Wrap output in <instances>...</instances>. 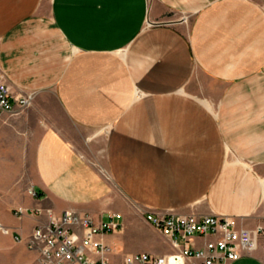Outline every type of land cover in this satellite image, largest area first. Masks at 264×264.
<instances>
[{"label": "crops", "instance_id": "1", "mask_svg": "<svg viewBox=\"0 0 264 264\" xmlns=\"http://www.w3.org/2000/svg\"><path fill=\"white\" fill-rule=\"evenodd\" d=\"M0 72L35 93L38 195L0 218L25 263L36 208L121 213L114 264L168 251L148 212L264 224V0H0Z\"/></svg>", "mask_w": 264, "mask_h": 264}, {"label": "built area", "instance_id": "2", "mask_svg": "<svg viewBox=\"0 0 264 264\" xmlns=\"http://www.w3.org/2000/svg\"><path fill=\"white\" fill-rule=\"evenodd\" d=\"M34 95L15 94L0 72V114L26 108ZM29 192L38 195L33 188ZM27 213L24 206L15 211L18 217ZM32 213L37 223L27 246L39 254L42 264H114L111 254L115 248L101 236L123 228L121 213H109L99 222L90 214L71 209L56 214L36 208ZM145 219L167 239L170 250L127 252L122 264H231L251 255L264 235V224L249 227L233 215L148 212ZM0 228L6 231L2 222ZM17 240H21L20 235Z\"/></svg>", "mask_w": 264, "mask_h": 264}, {"label": "rangeland", "instance_id": "3", "mask_svg": "<svg viewBox=\"0 0 264 264\" xmlns=\"http://www.w3.org/2000/svg\"><path fill=\"white\" fill-rule=\"evenodd\" d=\"M47 104L59 115L60 109L52 93ZM38 137L37 121L31 118L27 120L24 111L0 114V218L2 214L15 213L17 207L24 206V199L29 194L35 175L34 157ZM1 233L3 230L0 228ZM154 243L161 248L159 251L169 250V245L164 244L159 237L154 239ZM26 253L31 252L22 250L3 235L0 236V264H28L20 258ZM32 254L31 264H39V254L36 251Z\"/></svg>", "mask_w": 264, "mask_h": 264}]
</instances>
